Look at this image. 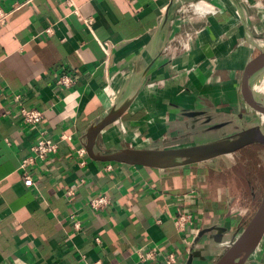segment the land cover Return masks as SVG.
<instances>
[{"label": "crops", "instance_id": "crops-1", "mask_svg": "<svg viewBox=\"0 0 264 264\" xmlns=\"http://www.w3.org/2000/svg\"><path fill=\"white\" fill-rule=\"evenodd\" d=\"M0 9V264H168L171 253L172 264H217L264 202V64L251 69L264 51V0H0ZM62 75L73 83L59 84ZM17 94L44 112L38 127ZM104 122L97 156L241 146L175 165L102 161L88 134ZM41 132L59 149L24 169ZM97 194L109 204L95 210ZM179 211L193 217L183 230ZM242 264H264V233Z\"/></svg>", "mask_w": 264, "mask_h": 264}, {"label": "water", "instance_id": "water-1", "mask_svg": "<svg viewBox=\"0 0 264 264\" xmlns=\"http://www.w3.org/2000/svg\"><path fill=\"white\" fill-rule=\"evenodd\" d=\"M264 51L262 55L257 59L255 65L251 68L253 69L256 66H262L264 64ZM259 64V65H258ZM251 69L248 70L247 76L251 73ZM106 122L101 123L98 127L92 129L88 134L89 142H88V150L90 155L102 161H134V162H146L145 159L149 158H161L165 156H179L182 161L178 164H184L192 161H198L202 159H206L209 157H214L222 153L231 152L238 147L241 146L239 142L232 143L225 147L219 146H195V147H186V148H177V149H156V150H142V151H124L120 153H115L111 155H94L93 153V141L104 126ZM183 158H185L183 160ZM264 233V202L257 214L249 224L246 231L243 235L238 239V241L225 253V255L220 259L217 264H230V261L243 249L247 246L248 249L245 251V254L242 258V261L238 264L244 263V261L248 258L249 254L252 252L254 247L257 245L259 240L261 239Z\"/></svg>", "mask_w": 264, "mask_h": 264}, {"label": "built area", "instance_id": "built-area-1", "mask_svg": "<svg viewBox=\"0 0 264 264\" xmlns=\"http://www.w3.org/2000/svg\"><path fill=\"white\" fill-rule=\"evenodd\" d=\"M205 6L206 5L200 7L198 3L197 4L193 3L192 7H194L193 8L194 10L199 9V11H203V12H208L212 10V8H205ZM3 15L1 16V18L3 17ZM58 83L61 85L70 86L73 83V78L69 75H62L59 78ZM15 99L20 103V114L23 120L25 121V123L32 127H38L41 124L42 120L44 119V112L39 108L33 106L31 107L26 105L25 103H22L21 94L15 95ZM62 139H69V136L63 134L60 136V140ZM58 149H59V141L47 135L46 133L41 132L37 141L31 147L32 154L28 158H25L22 161L21 167L26 169L29 165L34 164L36 161L45 160L49 156L55 154L58 151ZM81 153L84 154L85 151L82 150ZM24 178L26 185L29 186L33 185V179L30 176V174L27 172V170L25 171ZM89 204L93 209L98 210L109 204V198L106 194H97L90 200ZM192 219H193L192 214L186 211H179L175 218L176 226L178 227L179 230H183L188 224L192 223ZM156 251H157L156 248H152L147 253H141V259L145 261L149 259H153L154 256L156 255ZM174 262H175V256L174 254L171 253L167 258V263L172 264Z\"/></svg>", "mask_w": 264, "mask_h": 264}, {"label": "bare ground", "instance_id": "bare-ground-1", "mask_svg": "<svg viewBox=\"0 0 264 264\" xmlns=\"http://www.w3.org/2000/svg\"><path fill=\"white\" fill-rule=\"evenodd\" d=\"M201 3L202 4H205V3L207 4V2L204 3V1L201 2ZM209 8H210V6H209ZM145 161L149 162V163L160 164V165H175V164L180 163L182 161V159L179 156H165V157L154 158V159L153 158H149V159L147 158V159H145Z\"/></svg>", "mask_w": 264, "mask_h": 264}, {"label": "rangeland", "instance_id": "rangeland-1", "mask_svg": "<svg viewBox=\"0 0 264 264\" xmlns=\"http://www.w3.org/2000/svg\"><path fill=\"white\" fill-rule=\"evenodd\" d=\"M185 158H183V160H184Z\"/></svg>", "mask_w": 264, "mask_h": 264}]
</instances>
